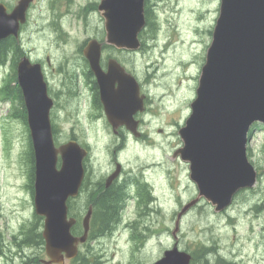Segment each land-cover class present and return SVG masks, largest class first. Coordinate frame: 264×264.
Wrapping results in <instances>:
<instances>
[{
  "label": "rangeland",
  "instance_id": "obj_1",
  "mask_svg": "<svg viewBox=\"0 0 264 264\" xmlns=\"http://www.w3.org/2000/svg\"><path fill=\"white\" fill-rule=\"evenodd\" d=\"M99 2L57 0L55 8L50 9L47 0H38L29 25L21 32L23 55L17 62L27 55L33 61L43 59L46 63L49 55L53 64L46 63V74L56 86L58 74L51 68L54 62L63 60V54L73 53L76 43L101 33L100 11L91 7ZM220 3L151 0L154 24L152 30L146 27L142 31V47L137 51L106 52L107 57L113 54L137 78L145 95V109L135 115L139 135L126 127L124 138L115 133L106 117H100L101 111L93 100L88 99L89 85L81 89V103L71 96L65 99L70 109L60 110L62 105L55 109L56 115L65 111L70 114V123L59 119L53 123L56 144L73 138L90 150L85 159L87 187L76 204L83 206L81 221L94 191L98 190L97 195L105 189L115 157L125 172L116 184L123 192L135 194L129 198L125 194L121 220L107 229L102 230V216L95 212L88 241L80 245L75 259L64 264H84V257L91 264H152L175 244L191 253L192 258L200 257L201 246H214L207 253L212 257L211 264H216L217 256L236 264H264V125L260 123L254 125L248 144L249 158L259 172L256 185L239 192L223 211H216L211 202L201 197L182 215L178 237L173 235L178 213L199 196L197 184L190 177L189 162L174 154L184 144L179 130L191 114ZM41 13L58 17L54 26L64 30L58 33L47 27ZM10 63L0 69V91L5 77L10 76ZM12 106L13 102L0 94V264H45V245L22 241L24 229L35 226L42 233L44 217L36 214L30 188L29 125ZM139 180L147 184L137 183Z\"/></svg>",
  "mask_w": 264,
  "mask_h": 264
},
{
  "label": "water",
  "instance_id": "obj_2",
  "mask_svg": "<svg viewBox=\"0 0 264 264\" xmlns=\"http://www.w3.org/2000/svg\"><path fill=\"white\" fill-rule=\"evenodd\" d=\"M33 0H19L12 12L0 2V40L19 37L21 24ZM146 0H102L99 9L106 19V42L117 48H141L146 28ZM99 87L108 121L116 130L125 125L138 135L135 114L145 109L136 77L124 65L110 59L101 65L102 43L91 39L84 50ZM28 112L35 153V211L44 217L43 237L47 264H63L79 253L86 242L92 208L83 218L84 233L74 235L76 217L69 215V200L80 194L89 150L77 140L56 145L51 121L54 100L49 96L42 66L24 56L17 67ZM192 112L179 133L183 146L174 154L190 164V177L197 184L198 198L178 213L180 219L199 199L205 198L216 211L229 207L236 194L252 188L259 173L248 156L249 132L264 125V0H221L212 42L202 67ZM122 169L119 163L107 186ZM191 253L177 244L152 264H191Z\"/></svg>",
  "mask_w": 264,
  "mask_h": 264
},
{
  "label": "flooded vegetation",
  "instance_id": "obj_3",
  "mask_svg": "<svg viewBox=\"0 0 264 264\" xmlns=\"http://www.w3.org/2000/svg\"><path fill=\"white\" fill-rule=\"evenodd\" d=\"M18 1L19 0H17V3H18ZM37 1L38 0H34L30 4L28 11H27V21H26V23L21 25V32L25 28H27V26L29 25L30 20H31L32 9H33V7ZM56 1L57 0H47L50 9L55 8L54 3ZM101 1L102 0H100V2L98 4L97 3L91 4V7H93L92 8L93 11L94 10L100 11L99 5H100ZM3 2L5 3L7 10L9 12H11L14 9V7L17 5L15 0H8V1H3ZM50 9L48 8L47 13H49ZM46 14L41 13L40 14L41 18L44 19V17H46ZM53 16H54V14H53ZM100 16H101V22H102L101 33L96 34L95 36H89V37L85 38L84 40H82L81 43H76L75 47H74V51L72 50L73 53L65 54V55L63 54L61 57L63 60H59L58 63L54 62V66H52L51 68H52L54 73L58 74V82H57L56 86L53 87L50 79L48 78V76L46 74L47 73V65L53 64L51 59H50V56L48 55L46 57L47 65L43 61V59L38 60V62L42 65V69L44 71L45 80H46L47 85H48L49 95L54 100V106H53L52 111H51V121L54 124L58 122V119L62 120V121L63 120L66 121L65 123H70L69 122L70 114L66 112L67 109H70V107L67 108L65 99H68L71 96H75L77 103H81V100H80L81 89L83 87H85L86 85H89L91 87L90 97L88 99L90 101L93 100L94 106L97 107L98 109H100V111H101L100 117L101 116L106 117L104 107H103V104H102L101 98H100V88H99L96 76H95L94 72L91 70L89 62H88L87 58L85 57L84 50L87 46V43L91 39H97L98 41H100L102 43V61H101V63L105 69L108 68V64H109L110 59H115L119 62V60L116 57H114L113 54H109L107 57L106 52L108 50L121 52L122 50L119 48H116L113 45L107 44L105 42V40H106L105 19L102 16L101 11H100ZM62 19H61V22H63ZM57 20H58V17H57V19H53L49 14V16L44 19L43 24H46L47 27H49L50 29L57 31L59 33L60 31H62L64 29L62 26H59V27L54 26L56 24H54L53 21H57ZM17 39H18V41L21 40L20 37ZM63 96H64V98H63ZM61 105H62V107H60V110H62L64 108L66 110L65 114H57L56 115L54 111H55V109H57ZM125 130H126L125 126H120L118 129H116L114 131H115V133H118L121 137L124 138V131ZM71 134L69 136L70 138H72ZM141 135H142V132H141ZM119 163H121V162L118 160L117 157H115L112 160V163H111L112 167L108 171L107 177L105 179V187L106 188H109L114 183H119L121 181V179L123 178V175L125 172L123 171V166H122L121 171L114 178V180L108 186L106 185L107 179L115 173ZM95 206H96L95 200L89 199L87 201V207L85 208V213H87L88 210L90 208H92L91 227H92V219H93V216H94V213L96 210ZM104 229H106V228L104 227L102 230H104Z\"/></svg>",
  "mask_w": 264,
  "mask_h": 264
},
{
  "label": "trees",
  "instance_id": "obj_4",
  "mask_svg": "<svg viewBox=\"0 0 264 264\" xmlns=\"http://www.w3.org/2000/svg\"><path fill=\"white\" fill-rule=\"evenodd\" d=\"M150 7H151L150 0H146L147 28H151L152 30V25L154 24V21H153V12ZM143 44L144 42H142V45ZM22 55H23V50L21 48L20 43L18 42L16 38L10 37L7 39L0 40V69L4 67L5 65H7L9 62H11L10 63V76L5 77L3 88L1 89L0 94L4 100H11L13 102L12 110L17 112L20 115V117L25 121V123L28 125L27 110L25 107L22 90L17 80V72H16L17 63H18L17 61L20 59ZM252 131H251V134H252ZM27 159H28V170H29L30 179H31L30 188L32 192L34 193L35 192V153H34V148H33L31 139H30V143H29V147L27 151ZM137 183H142L144 185L146 184L141 180H139V182ZM86 187H87V181L85 180L79 197L76 199H70L69 201L70 215L75 216L78 219L77 223L72 228V232L76 235L83 233V225H81L80 223L81 217L83 215V210H82L83 206L76 205V204L78 202V199L83 197ZM96 187L97 186L95 185L94 189H96ZM118 187L120 186L114 183L109 188L105 187V189L97 195L96 193L98 190L94 191V196L92 197V199L95 200V204H96L95 212H97V210L99 209L98 211L100 212V215L101 216L103 215L102 217H104L101 220L102 229L104 227L107 229L111 224H114L118 220H121L122 212H120V209L123 206L122 204L125 202V201L124 202L122 201L125 200V196H126L125 194H127L126 193L127 191L123 192V188L121 187L118 188ZM118 193L119 194L121 193V194L119 195ZM117 196L118 197L121 196L119 197L121 199L117 198ZM146 196H147V199L144 200L145 204L148 203V198H149L148 193L146 194ZM110 197H113L116 199H113V198L111 199ZM116 203H119L118 204L119 207L116 206L117 205ZM115 206L117 208H115ZM78 207H81V208H78ZM24 233H25V237L22 238L23 243H27V244H32V243L42 244L43 243L44 244L45 242L43 235L40 232V229L37 230L35 226H32V228L29 227L28 229H24ZM200 248H201L200 257L197 258L193 256L191 264H205V262L207 264H211L213 262L212 257H207L208 255L207 253L211 252L215 247L210 246V248L206 249L207 247L201 246ZM200 258H201V262L199 263ZM203 259L205 260L204 262H203ZM83 260H84V264H91L86 260L85 257L83 258ZM215 262L216 264H236L235 261L227 260L222 256H217Z\"/></svg>",
  "mask_w": 264,
  "mask_h": 264
},
{
  "label": "bare ground",
  "instance_id": "obj_5",
  "mask_svg": "<svg viewBox=\"0 0 264 264\" xmlns=\"http://www.w3.org/2000/svg\"><path fill=\"white\" fill-rule=\"evenodd\" d=\"M150 1H151V0H150ZM60 52H61V51H60ZM76 102H77V100H76ZM94 182H95V181H94ZM96 182H97V180H96ZM91 183H92V182H91ZM118 188H120V187H118ZM89 189H90V188H89ZM119 190H120V189H119ZM88 192H89V191H88ZM112 194H113V193H112ZM118 194H119V193H118ZM120 194H121V193H120ZM120 194H119V195H120ZM110 195H111V194H110ZM121 196H122V195H121ZM121 196H119V197H121ZM119 197L117 196V198H119ZM110 198L112 199L113 197H110ZM125 198H126V197H125ZM150 198H151V197H150ZM113 199H116V198H113ZM119 199H121V198H119ZM123 199H124V198H123ZM123 199H122V200H123ZM122 200H121V201H122ZM122 202H124V200H123ZM153 203H154V202H153ZM153 203H152V205H153ZM116 204H117L116 206H118L119 203H116ZM123 204H124V203H123ZM123 204H122V205H123ZM152 205H151V206H152ZM116 206H115V208H117ZM120 206H121V205H120ZM123 206H124V205H123ZM118 207H119V206H118ZM112 208H113V207H112ZM147 209H148V208H147ZM153 209H154V208H153ZM153 209H152V210H153ZM98 210H99V209H98ZM98 210H97V211H98ZM149 210H150V209H149ZM101 211H102V210H101ZM154 211H155V210H154ZM154 211H153V212H154ZM113 212H114V211H113ZM118 213H119V212H118ZM149 213H150V212H149ZM102 214H103V213H102ZM114 214H115V213H114ZM102 216H103V215H102ZM103 218H104V217H102L101 219H103ZM103 221H104V220H103ZM2 251H3V248H2L1 251H0V255L2 254ZM209 255H210V254H209ZM207 257H208V256H207ZM207 259H208V258H207ZM207 259H206V260H207ZM204 261H205V260L203 259V262H204ZM205 264H207V263L205 262Z\"/></svg>",
  "mask_w": 264,
  "mask_h": 264
}]
</instances>
